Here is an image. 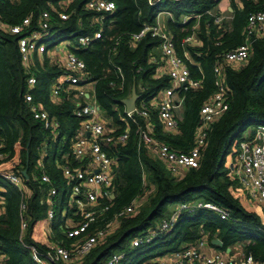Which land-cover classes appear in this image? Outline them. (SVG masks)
I'll return each instance as SVG.
<instances>
[{"label": "trees", "instance_id": "obj_1", "mask_svg": "<svg viewBox=\"0 0 264 264\" xmlns=\"http://www.w3.org/2000/svg\"><path fill=\"white\" fill-rule=\"evenodd\" d=\"M63 1L66 5L61 9ZM88 1L0 0V141L7 153L2 163L8 164L6 170L21 177L24 186L30 221L23 243L40 251L46 247L43 232L48 205L43 197L48 186L41 183L38 168L44 166L58 196L59 188L65 187L66 182L56 165L70 154L71 140L78 127L69 101L56 104L49 99L50 86L63 71L48 59L43 58L42 66L35 60L38 82L33 96L48 117L58 121L57 134L33 119L23 99L26 75L17 47L19 37L9 34L5 26L20 24L30 17V27L35 29L39 13L47 11L51 18V34L55 32L56 39L61 38L58 41L101 31V39L93 40L87 49L77 47L73 52L86 65L89 81L93 84L91 95L104 121L115 130L113 135L129 131L124 145H102L114 159L113 199L104 220H110L132 202L137 203L134 212L120 218L112 233L78 264H106L117 252L123 254L120 264H155V258L179 252L203 236L209 241L218 238L222 247L213 248L219 251L243 245V255L252 256L257 264H264V219L250 207L252 201L243 189L240 191L235 166L230 168L228 164L230 158L236 156L239 143L264 125V39L251 41L250 56L244 65L227 64L222 60L224 53L244 42L246 18L250 13L263 11L264 0H241L243 8L234 9L231 20H223L220 24L215 23V18L221 16L217 10L220 0H160L155 5H150L148 0H110L115 10L101 21L98 20L100 13L85 8ZM52 8L64 11L68 19L60 20ZM163 13L171 16L164 20L163 28L172 35L179 56L184 50L182 39L196 27L198 44L187 48L193 62L188 63V68L193 79L203 78L200 89L185 93L183 118L173 134L164 131L156 110L148 109L147 120L137 116L138 125L124 119L122 103L131 97L133 86L139 96L137 106L142 101L148 104L169 86L165 77L153 78L156 66L148 62L151 54L157 55V39L147 35L137 44L130 41V36L139 32L143 24H155ZM194 15L202 16L196 20ZM182 16L187 18L184 23ZM216 65L220 66V77L228 90V110L211 123L198 168L181 169L173 176L152 150L141 143L136 131L138 127L147 130L149 123L156 141L173 151L189 152L193 147L199 109L216 91L213 73ZM110 83L115 86L111 87ZM59 149L61 155L57 157ZM24 170L26 178L22 175ZM0 188V200L4 204L0 215L2 264H34L30 252L19 241L20 193L2 178ZM62 197L64 200V193ZM197 201L223 209L228 219L222 221L217 214L205 209L183 212L168 232L148 244L131 246L134 238L170 217L168 206ZM54 220L50 224V239L68 246L70 241L63 234L65 221L62 219V224L56 227Z\"/></svg>", "mask_w": 264, "mask_h": 264}, {"label": "built area", "instance_id": "obj_2", "mask_svg": "<svg viewBox=\"0 0 264 264\" xmlns=\"http://www.w3.org/2000/svg\"><path fill=\"white\" fill-rule=\"evenodd\" d=\"M150 5H155L160 0H148ZM181 1V0H169ZM66 5V1L60 3V8ZM87 10L100 13L98 20H103L105 15H110L115 10L114 3L110 0H90L86 3ZM52 11L60 20L68 19L64 11ZM166 15V13H163ZM168 17L170 14H168ZM202 15H194L199 20ZM183 23L187 21L183 17ZM224 18H215V23L220 24ZM31 18L26 17L20 24L5 26L9 34L18 36L17 47L20 55L21 65L26 75V93L23 95L24 102L28 105L33 119L41 121L45 129L57 134L59 123L55 118H49L43 110L42 105L35 102L33 91L37 85L35 76V60L42 66L43 58L55 64L63 73L57 77L49 89V99L56 104L69 101L72 105V115L78 120V127L71 140L70 154H67L62 162L57 163V169L65 179V188L69 187L70 193L67 199V208L62 214L65 221L64 236L70 241L68 246L54 242L50 239V224L55 219V211L52 207L57 196V189L52 185L51 178L46 173L43 165H40L39 179L42 184L48 186L45 202L48 205L47 222L44 227L43 237L45 249L40 251L32 245L23 243L30 221L27 214L24 186L21 177L9 170L8 164H3L7 153L5 145L0 141V178L15 187L20 193L19 203V241L20 244L30 252L34 264H74L86 257L94 247L109 236L117 227L120 218L134 212L136 202L116 213L110 220H104V214L109 211L110 202L113 199V164L114 159L102 149V145H124L129 137L126 129L120 135H113L114 129L101 116L99 107L88 102V86L93 84L89 81L85 63L78 58L73 49H87L93 40L102 38L101 31L92 35L74 37L73 40H64L53 43L51 37V18L47 11L39 13L35 29L31 27ZM184 37L181 41L183 50L179 56L172 35L165 31L161 23L156 20L155 24H143L141 30L130 36L131 43H139L145 36L157 39L158 46L156 54H151L148 62L156 66L153 78L165 77L169 86L164 88L148 104L136 101L130 111L124 105V119L137 124L136 117L148 119V109L156 110L157 116L162 123L166 133L177 132L178 125L182 121L184 112V96L190 90L200 89L203 78L193 79L191 77L188 63L193 64L188 47H194L198 40L194 33ZM244 42L236 48L227 51L223 55V62L232 65H244L250 56L251 41L253 39H264V10L250 13L246 18L243 30ZM72 34L71 36H73ZM56 55V56H55ZM61 57L62 62H60ZM120 73L121 71L118 70ZM199 72H201L199 68ZM215 77V93L210 96L199 109L198 124L194 133L192 149L187 152L173 151L169 146L156 141L151 134V125L147 123V130L138 127L136 134L141 143L149 147L154 156L173 175L181 169H196L200 163L201 149L203 148L208 129L211 123L221 117L228 110V90L224 87L220 74V66L213 69ZM114 87V83H110ZM131 98V97H130ZM128 98V99H130ZM125 99V100H128ZM139 99V96H138ZM122 100V103L125 101ZM94 101V100H93ZM247 137V135H246ZM235 175L238 184L262 212L264 219V125L255 129L252 136H248L239 143L238 152L235 156ZM2 189L0 188V191ZM67 194L65 191L64 195ZM3 201L0 200V215L3 212ZM197 209H205L218 215L224 221L228 219V213L212 203L201 201L193 203H180L171 212L166 220L159 223L155 228L137 236L131 242L132 247H138L150 243L158 235L171 230L178 217L183 212L193 213ZM70 214V216H67ZM264 232V224H263ZM203 236L194 244L179 252L157 258L155 264H257L252 256L241 257L230 256L225 251L208 250L209 245L221 248ZM221 242V241H220ZM222 244V242H221ZM123 254L114 253L106 264H120ZM0 264L2 256L0 255Z\"/></svg>", "mask_w": 264, "mask_h": 264}, {"label": "rangeland", "instance_id": "obj_3", "mask_svg": "<svg viewBox=\"0 0 264 264\" xmlns=\"http://www.w3.org/2000/svg\"><path fill=\"white\" fill-rule=\"evenodd\" d=\"M166 19V16L165 15H162V14H160L159 16H158V21L159 22H161L162 23V26L164 27V25H163V23H164V20ZM57 37L55 36V32L54 33H52L51 34V37L49 38V40L51 41V42H53V43H59V42H61V41H58V39H61V38H58V39H56ZM56 40H57V42H56ZM86 90H88V92H90V93H92V90L91 89H87L86 88ZM102 114V113H101ZM61 155V153H60V149H59V151H58V154H57V157H59ZM231 162H232V164H231ZM50 163L52 164V161L50 160ZM228 164H230V165H235V157H233V159L232 158H230V160L228 161ZM181 170H178L177 171V175L179 174V172H180ZM241 190L240 191H242V188H240ZM65 191H67V194L65 195V198H64V200H63V193H65ZM69 193H70V190H69V187H64V186H61L60 188H59V195L56 197V199H54V202H53V204H52V207H53V209H54V211H55V220H54V225L57 227H59V225L60 224H62L61 222L63 221L61 218H62V214H63V212L66 210V208H67V199H68V195H69ZM243 193H244V190H243ZM45 197H46V195L43 197V199L45 200ZM179 205V204H178ZM178 205H176V206H178ZM174 206V205H173ZM169 207L168 206V211L170 212V211H172V208H174V207ZM171 209V210H170ZM254 210V209H253ZM171 213V212H170ZM171 215V214H170ZM63 234H64V232H63ZM132 242V241H131ZM144 245V244H143ZM237 248V249H236ZM235 249V250H234ZM233 250L234 251H236V254L240 251V248H239V246H235V248H233ZM118 254H121V253H119V252H117ZM239 254V253H238ZM168 255V254H167ZM237 257H239V255L237 256ZM160 258V257H159ZM156 259L157 258H155L153 261H156ZM74 264H78V263H74Z\"/></svg>", "mask_w": 264, "mask_h": 264}, {"label": "crops", "instance_id": "obj_4", "mask_svg": "<svg viewBox=\"0 0 264 264\" xmlns=\"http://www.w3.org/2000/svg\"><path fill=\"white\" fill-rule=\"evenodd\" d=\"M241 8H243V3H242L241 0H220L219 4L217 6V10L220 12L221 16L224 18L225 21H230L231 20V17L233 15V10L234 9H241ZM162 15H165V14H162ZM165 16H166V19L171 17V16L168 17L167 13H166ZM182 17H184V16H182ZM161 26H162V23H161ZM162 28H163V26H162ZM58 60H60V62H62L61 57H59ZM88 88L92 90V88L90 86H88ZM88 102L89 103H93L94 102L93 101V97H92L90 92H88ZM232 167H233V165H232ZM173 207L174 208H172V211L176 208V205H174ZM250 207L252 209H254V211H256V212H258V213H260L262 215L261 210L255 204L254 205L251 204ZM172 211H170V212H172ZM213 247L214 246L210 244L208 250H217V249H214ZM242 247H243V245L239 246V248H240V251L238 252L239 254L238 253L236 254V251H234L235 249L233 250V248H235V247L231 248L229 253H227V251H225V252L227 254H230V256L237 257L239 255V257H241L243 255ZM170 255H166V256L169 257Z\"/></svg>", "mask_w": 264, "mask_h": 264}, {"label": "water", "instance_id": "obj_5", "mask_svg": "<svg viewBox=\"0 0 264 264\" xmlns=\"http://www.w3.org/2000/svg\"><path fill=\"white\" fill-rule=\"evenodd\" d=\"M137 99H138V95L136 94L135 86H133V88H132V93H131V98L128 99V100H125V101L123 102V104L125 105L127 111H130V110L132 109V107H133V105H134V102H135ZM230 168H232V165H230ZM22 175H23L25 178L27 177V175H26V171H25V170L22 171ZM112 198H113V195H112ZM211 243H212V244H216V245L219 246V247L222 246L221 242L218 241V240H213V241H211ZM226 251H227V253H229V252H230V249H227Z\"/></svg>", "mask_w": 264, "mask_h": 264}]
</instances>
